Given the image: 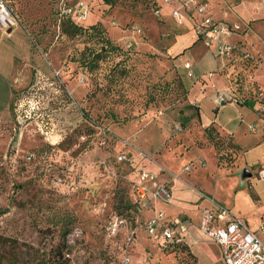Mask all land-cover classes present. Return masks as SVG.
Segmentation results:
<instances>
[{
    "label": "rangeland",
    "instance_id": "374dc122",
    "mask_svg": "<svg viewBox=\"0 0 264 264\" xmlns=\"http://www.w3.org/2000/svg\"><path fill=\"white\" fill-rule=\"evenodd\" d=\"M87 1L90 9L76 33L59 25V0L6 1L21 24L0 29V264H224L211 245L202 243L199 235H206L201 230L195 231V241L175 252L163 250L162 240L147 234L144 221L154 211L144 215L145 208L134 199L132 175L139 166L133 164L139 158L134 147L157 163L160 154L172 163L184 161L179 169L161 171L201 199L212 195L187 176L193 173L205 182L214 167L213 152L218 167H225L218 165V155L224 164L229 152L231 164L225 168L232 167L236 190L227 183L223 199L232 210L244 211L252 226L258 210L251 193L259 194V211H264V179H257L255 170L246 179L243 166L234 167L242 148L230 134L211 126L213 139L208 138L198 103L189 100L177 69L179 54L168 50L175 33L182 32L171 15L158 19L149 0ZM262 5L263 0H239L237 7L246 14ZM231 8L220 5L219 10L224 14ZM90 23H98L102 33L85 29ZM133 27L140 33L134 34L135 53L130 54L122 46ZM103 36L119 49L90 70L80 57L98 51ZM234 73L221 90L229 101L217 106L227 115L233 114L227 106L251 107L255 101L244 87L242 71L237 82ZM16 90L21 93L14 102ZM213 95L207 89L198 98L206 123L213 116ZM157 131L164 135L160 146ZM198 149L203 159L193 157ZM263 150L258 145L246 157L258 160ZM122 152L133 161L117 162ZM165 212L164 218L174 213ZM112 214L127 220L114 235L107 229ZM260 236L264 241V233Z\"/></svg>",
    "mask_w": 264,
    "mask_h": 264
},
{
    "label": "crops",
    "instance_id": "0c3cea01",
    "mask_svg": "<svg viewBox=\"0 0 264 264\" xmlns=\"http://www.w3.org/2000/svg\"><path fill=\"white\" fill-rule=\"evenodd\" d=\"M238 3L239 0H210L209 7L215 18L237 21L242 25H245L242 26L231 39L236 43L242 44V46L247 48L254 56L259 57L262 62L259 61V64L254 66L255 68L253 67L249 73H246L244 68H240L242 71V74H240L243 77V84L247 90L249 89L250 83L254 87L258 86L264 88V6L262 5L261 7H257L254 12L245 14L243 13L244 11H241L239 7H237ZM158 4L159 15H157V17L158 19L163 20V16L170 14V8L168 5ZM220 5H231L232 8L230 11L224 12L223 14L219 10ZM215 10L217 12L214 14L213 12ZM175 25L180 27L182 32L175 33L171 43L169 44L168 50L169 52L179 54V58L177 60V65H179V67L177 69L181 72L183 81L189 89V100H194L198 103L199 118L203 127L207 126L210 122H213L214 127L219 129L221 133L230 134L233 141L242 148L234 167L243 166L240 173L247 179L250 177V172L255 170L257 173V170L264 166V150L262 151L261 158L258 160L254 159V161H251L246 157V154L250 151V149H253L258 145H264V119L257 112L260 107L264 109V100H259L252 95V99L255 101L251 107L245 105L243 106L242 104L237 106L231 105L227 107L233 111V114H223L222 110L224 109H222V107L217 108L213 98L217 93H221V90L226 88L227 82L230 83L229 80L231 79V73L235 71V67L232 65H229L227 68L221 67L220 60L214 55L212 49L207 47L202 40L195 36L191 20L187 19L184 23H175ZM185 63L189 64L188 68L184 66ZM7 74L8 73L2 76L5 85ZM228 86H230V84H228ZM207 89L214 93L209 105L213 116L208 123L201 120L200 101H198L199 96H202ZM250 108L253 110H250ZM250 124L255 126L254 131L249 129ZM158 135L160 137V141L158 142L160 146L164 141V135H162V132L160 131L158 132ZM134 143L142 146L143 148L144 146H147L142 140H134ZM180 145L182 147V144ZM178 147L179 146L175 149H179ZM203 155L204 152L200 149L193 153V157L196 159H203ZM213 155L215 156V160L213 162L214 167L206 174L205 177L207 180L205 182L193 173L188 175L186 179L212 195L217 201L226 206L231 213L242 216L248 226L252 230H255L258 237L263 241L260 236L262 232L258 230V215L264 214V211H259V204L261 203L259 194L257 192L251 193V197L255 202L252 207L255 211L258 210L255 217V224L252 226L249 224L244 211L232 210L231 205L223 199V193L227 183H231V189L234 191L236 190L235 184L233 183V181H235L234 173H232V167H218L216 162V152H213ZM165 157L166 156L162 157L161 154L159 155L157 161L160 167L176 170V168L179 169L180 165L184 162L179 161L172 163L165 159ZM137 163L138 165H143L149 171L157 173L158 179L164 182L171 192V199L168 203L164 204L160 201H156L149 207L145 208L144 215L149 216L153 213L155 208L162 207L163 215L161 217V221L165 223H175L178 230L182 231L186 244L188 243V240L195 241V231L198 232L200 230V208L207 204L206 200L201 199L196 192L190 189L187 185L183 184L181 181H178L175 177H170L166 173L162 172L157 164H153L149 160L142 159L140 157L138 159L136 158V161H134L133 164ZM249 167H252V169L250 170ZM205 168L206 164L204 167H198V169L201 170ZM134 175L135 173L132 176L134 177ZM256 178L261 179L258 177ZM227 195L234 196V194ZM180 205L185 207L184 210L180 209L182 208ZM166 209L168 212L174 211V213L171 216L164 218L163 216L166 214ZM184 216H186V219L181 220V217ZM199 236L202 243L206 241L212 246V253L215 258L222 261L218 244L207 236L204 237L202 234ZM152 239L156 242L160 241L154 237H152Z\"/></svg>",
    "mask_w": 264,
    "mask_h": 264
},
{
    "label": "built area",
    "instance_id": "2783aa9c",
    "mask_svg": "<svg viewBox=\"0 0 264 264\" xmlns=\"http://www.w3.org/2000/svg\"><path fill=\"white\" fill-rule=\"evenodd\" d=\"M158 3L168 5L170 15L176 24H182L189 19L192 22L194 34L197 38L212 49L214 55L220 60L222 68L229 65L235 67V79L238 81L240 68H244L246 73L258 65V59L243 46L233 41L232 36L238 32L242 26L237 21H229L221 18H215L210 10L208 0H157ZM57 8L59 14L71 16L74 21L82 22L86 19L89 11L88 5L84 0H59ZM155 14L159 15L158 8ZM19 22L12 9L5 0H0V29H13ZM140 28L133 27L131 35L123 43L125 50L134 49L136 38L134 34H139ZM250 65V66H247ZM186 68L189 67L185 63ZM250 93L259 100H264V88L249 86ZM223 93H217L214 97L216 106H221L229 101ZM232 104V102H230ZM258 114L264 119V109L258 108ZM179 130V124H175ZM249 129L254 131L255 126L250 124ZM135 148L136 156L147 159L153 164H159L151 154L143 149ZM134 157L127 156L125 152L116 155L117 162L130 163ZM160 170L163 168L160 167ZM185 169L188 166L184 167ZM257 177L264 179V166L257 170ZM134 199L141 207L160 201L167 203L171 199V192L166 184L160 181L157 173L151 172L143 165H139L135 171L132 181ZM207 204L200 208L199 229L211 240L215 241L221 253V259L224 264H264V242L258 237L255 230H252L242 216L235 215L230 210L217 201L212 196L204 195ZM163 209L157 207L154 214L144 221L147 234L151 237L171 243L184 241L182 231L178 230L173 222L165 223L161 221ZM127 220L120 215L112 214L107 223V229L111 234H116L118 229L125 227ZM258 230L264 233V214L259 216ZM133 231L126 235V242L132 240ZM128 258H125L127 263Z\"/></svg>",
    "mask_w": 264,
    "mask_h": 264
},
{
    "label": "trees",
    "instance_id": "16d2710c",
    "mask_svg": "<svg viewBox=\"0 0 264 264\" xmlns=\"http://www.w3.org/2000/svg\"><path fill=\"white\" fill-rule=\"evenodd\" d=\"M5 1H7V0H5ZM84 1L87 3V5L89 4L87 0H84ZM105 1L109 2L110 0H105ZM149 1H151V3L153 4L154 9L158 8L159 4H158L157 0H149ZM88 8L90 9V5H88ZM12 11H13L14 15L18 18V20H19V22L21 24V18L18 16V14L13 9H12ZM55 13L58 16L57 19L59 20V25H60V23L61 24L64 23L65 24L64 28L68 29V31H71L72 33H76L77 31H79L82 28L81 27L82 26L81 22L74 21V19L71 16L64 15V14H59L58 8L55 9ZM86 28L91 29V32H93L95 34H98V35H100L102 33V29H101V27H100V25L98 23H90L88 26H85V29ZM238 44L240 46H242V44H240V43H238ZM118 49H119V46H117L116 44H112L108 38H104V36H103L101 38V40H100V46L98 47V51L92 50V52L90 53V56H83V54L81 55V57H80L81 65H83V66H85V67H87L88 69L91 70V69H93L96 66L98 61L105 56L106 53L115 52ZM126 51H128V53H130V54H132V53L134 54L135 53L134 49L126 50ZM33 73L34 72L32 70V74ZM30 83H32V77H31ZM178 83H179V85H182V82L180 80H179ZM160 86H162V85H160ZM256 88H258V86H256ZM20 93H21V90H18V91L16 90L14 92V97H13V101L14 102L16 101V99L20 95ZM105 115H107L106 112H105ZM110 115H112V113ZM115 119H116V117L113 120H115ZM211 126H213V122H210L207 126H205V128L208 130L207 136H208V138L210 140L213 139V136H211V133H210ZM228 154H229V152H226V154H225L226 157L225 158H227V160H226V162L224 164H222L221 154L218 155V158H217L218 165H223L225 167L230 166L231 161L227 157ZM159 245H161V248L163 250H165V251L175 252L176 250L182 249L186 245V242L182 241V242H178V243H171V242H168V241H161V242H159Z\"/></svg>",
    "mask_w": 264,
    "mask_h": 264
}]
</instances>
